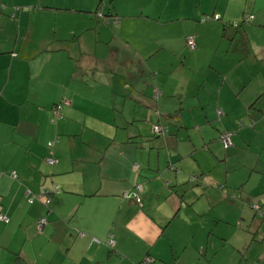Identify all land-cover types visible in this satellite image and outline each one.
<instances>
[{
    "label": "crops",
    "instance_id": "obj_1",
    "mask_svg": "<svg viewBox=\"0 0 264 264\" xmlns=\"http://www.w3.org/2000/svg\"><path fill=\"white\" fill-rule=\"evenodd\" d=\"M100 5L38 47L31 27H0V264H264V128L249 111L264 114V0ZM217 117L220 134L235 132L223 151L216 132L208 140ZM145 123L168 133L150 140ZM189 128L201 130L195 142ZM216 170L243 174L224 220L253 216L254 230L166 233L182 226L171 215L187 188L201 184L203 196Z\"/></svg>",
    "mask_w": 264,
    "mask_h": 264
},
{
    "label": "rangeland",
    "instance_id": "obj_2",
    "mask_svg": "<svg viewBox=\"0 0 264 264\" xmlns=\"http://www.w3.org/2000/svg\"><path fill=\"white\" fill-rule=\"evenodd\" d=\"M165 2V1H164ZM75 8H82L83 12H76L74 14H58L57 8H66V7H74ZM99 6V0H1L0 2V15L5 16L6 20H0V27H22L23 28H29L31 27L32 33L30 34L32 36L33 44L31 46H40L42 42H45L48 39V35H53L57 30H60L61 27H76L77 21L76 19H73L71 22H68L72 17H83V19H80L79 21L84 22V25L86 26L88 23V19L90 15L86 14L85 11L90 10L91 13L93 12H100L102 9V6ZM104 10L106 12V8L104 7ZM21 16V21H20ZM15 17V19L12 18ZM9 19V20H8ZM6 38V37H4ZM255 118L258 119L257 124L259 123L261 127L264 128V114H261L260 112L255 110H249ZM220 117V116H219ZM217 117V120L219 121L220 118ZM219 118V119H218ZM90 120V119H89ZM238 120V119H237ZM216 122V124L209 125L210 127H207L210 131V135L208 137V140L211 138V132H216L214 134H217L220 137V130H219V122ZM240 121V119L238 120ZM231 124V123H229ZM139 129H141V132L149 136L150 140H153L155 137L163 138L168 133L165 134L161 133H154L152 130L151 123H145V124H138ZM236 127V125H235ZM204 129L202 130V132ZM188 132V136L186 137V134ZM199 132V135L201 134V130L199 128L192 129L189 128L188 131L183 130L184 136L189 140L190 137L194 139L193 141L197 139L195 136ZM190 136V137H189ZM221 144V151L224 150L223 143L220 141ZM159 150L153 149L152 152L156 153ZM165 150H160L159 152H162ZM181 151L183 152V146H181ZM198 156L201 155V152L198 151ZM207 155V154H206ZM231 161H234L231 159ZM243 165V163H242ZM230 178H226L224 175L218 174V170L215 171V174H211L209 176V182H212L213 184H210L207 187V195H210L213 197V199L218 198L217 200L212 199V203L207 201V198L203 191L198 188L201 186V184H198L196 186L194 184H191L187 190L184 192L183 195V201L181 202L182 207H176L172 213L175 214V212L178 210V215L180 218H183L184 221L182 223V226H177V224L171 223L166 224V233H172L174 235H181L184 233V231H188L190 228L195 230L197 233V238L200 237L199 233H225L227 236L228 233H236L237 231H245V232H251L253 224L255 222L254 217L251 216L250 219L248 217H244V222L241 218H239L236 222L234 219V216L229 220H224V211L226 212L229 207L227 204L228 196L232 198V196L236 193L237 190L241 187V184L244 181H241L243 174L235 178L233 173H229ZM181 180H185V175L181 174L179 176ZM206 178V177H205ZM221 178V179H220ZM218 179V180H217ZM227 179L229 180V183L227 184ZM190 180V177H189ZM220 181L221 183H216L215 181ZM246 180V179H245ZM200 181V180H199ZM189 183V181H187ZM247 182V181H245ZM221 185V186H219ZM254 185V183H253ZM264 183H262V186ZM256 186V183H255ZM257 187V186H256ZM222 201H221V199ZM254 203V202H253ZM254 205H257L256 203L250 204V208H253L255 211H257L254 208ZM159 210L157 208L156 212ZM207 210V212H206ZM257 214L261 216V212L257 211ZM207 216V217H206ZM239 216L236 215L235 218ZM214 218V219H213ZM233 222V223H232ZM188 224V226H186ZM191 224V225H190ZM242 225V227H241ZM240 226V227H239ZM187 227V229H186ZM255 226L253 227L254 230ZM162 230V227H161ZM161 246L158 244L156 246L157 250H160Z\"/></svg>",
    "mask_w": 264,
    "mask_h": 264
},
{
    "label": "built area",
    "instance_id": "obj_3",
    "mask_svg": "<svg viewBox=\"0 0 264 264\" xmlns=\"http://www.w3.org/2000/svg\"><path fill=\"white\" fill-rule=\"evenodd\" d=\"M217 18V16H215ZM208 20L207 17H202L200 19V22L203 23V22H206ZM187 43V46L192 50L194 49L195 47V40L193 39V37H189L186 41ZM156 98V96H155ZM65 104V105H68L69 102L66 101V100H63L62 103L60 104H57L55 105L53 111H52V115H53V120H57V119H60L62 116H61V108H62V105ZM152 130L154 131V133H161V134H165L167 132V127L166 126H162V125H159V124H156V125H153L152 127ZM233 133H230V132H225V133H222L221 134V139H222V142L224 144V146H229L231 145V140H230V137ZM48 164L50 165H53L56 161L52 158V159H48ZM12 176L15 177V174L12 173ZM136 189L138 191H141L142 190V186L138 185L136 186ZM53 192H59L58 188L57 187H53ZM40 196V195H39ZM41 197V196H40ZM133 198H134V201L140 205L141 202H140V199L138 198V196L136 194H133ZM41 199V198H40ZM45 204L49 202V199H45L44 200ZM254 208L256 210L259 209V207L257 205H254ZM46 222V219L45 218H41L38 223H37V230L38 232L40 233L42 231V228L44 226ZM148 262H150V260H145L144 263L147 264Z\"/></svg>",
    "mask_w": 264,
    "mask_h": 264
},
{
    "label": "trees",
    "instance_id": "obj_4",
    "mask_svg": "<svg viewBox=\"0 0 264 264\" xmlns=\"http://www.w3.org/2000/svg\"><path fill=\"white\" fill-rule=\"evenodd\" d=\"M96 14H97V13H96ZM204 17H207V18H208L207 22H208V21H213V20H216V19H218V20L221 19L220 16L216 18L214 15H213V16H204ZM253 19H254V15H253V14H244L243 17H242V20H241V21H242V22H252ZM241 21H240V22H235V21H234V22H228V23H226L225 26L237 30V29L239 28V26H240ZM192 50H193V49H192ZM253 122L255 123L254 120H253ZM251 124H252V123H251ZM242 125H243V122H242V121H239V126H242ZM225 132L233 133V134L231 135V137H230L231 145H229V146H224V144H223L224 149H228V148H230V147H233L232 137L234 136L235 132H232V131H224V133H225ZM221 134H222V133H221ZM219 139H220V141L222 142L221 135H220ZM222 143H223V142H222ZM235 198H236V194H234V195L232 196V199H235ZM258 207H259V206H258ZM257 211H259V209H258ZM261 215H262V213H261Z\"/></svg>",
    "mask_w": 264,
    "mask_h": 264
},
{
    "label": "water",
    "instance_id": "obj_5",
    "mask_svg": "<svg viewBox=\"0 0 264 264\" xmlns=\"http://www.w3.org/2000/svg\"><path fill=\"white\" fill-rule=\"evenodd\" d=\"M106 8H107V7H106ZM107 10L109 11V8H107ZM107 10H106V11H107ZM108 11H107V13H108ZM108 14H109V13H108ZM99 16H101V14H99ZM105 16H107V15H105Z\"/></svg>",
    "mask_w": 264,
    "mask_h": 264
}]
</instances>
